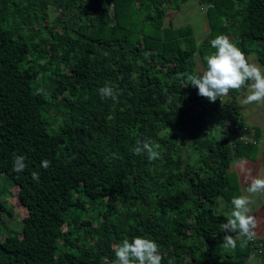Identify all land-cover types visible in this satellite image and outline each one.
Masks as SVG:
<instances>
[{"label": "trees", "instance_id": "obj_1", "mask_svg": "<svg viewBox=\"0 0 264 264\" xmlns=\"http://www.w3.org/2000/svg\"><path fill=\"white\" fill-rule=\"evenodd\" d=\"M187 1L0 0V178L21 223L9 231L0 202V264H113L114 246L137 236L162 264H264V241L219 247L226 218L212 207L239 196L231 162L262 132L240 141L227 125L246 127L237 91L210 103L179 75L200 74L221 34L264 66V0H196L200 43L165 22ZM105 85L116 101L101 98ZM138 140L159 158L135 155Z\"/></svg>", "mask_w": 264, "mask_h": 264}, {"label": "clouds", "instance_id": "obj_2", "mask_svg": "<svg viewBox=\"0 0 264 264\" xmlns=\"http://www.w3.org/2000/svg\"><path fill=\"white\" fill-rule=\"evenodd\" d=\"M210 45L215 51L204 57L206 67L200 74H179L186 77L185 86L190 84L198 89V95L210 103L227 97L230 91L238 92L241 89H247L248 92L242 101L243 104L264 103V67L250 63L244 52L226 35H217L210 41ZM98 91L102 99L117 100V94L108 85ZM43 93L44 89L37 90L38 95ZM166 130L171 132L168 128ZM158 149V144L138 140L132 151L135 155L146 154L149 160H156L160 156ZM24 161L23 156L14 157L12 171L22 172L26 168ZM50 163L48 160H43L41 166L48 169ZM234 163L243 170L247 162L241 159ZM31 175L33 180L39 181V172H32ZM246 179L250 180L248 187L244 189L246 194L233 197L227 211L222 210V215L226 219L220 224V231L224 233V237L219 247L225 251H234L238 238H243L241 244L243 247L256 237L257 220L250 214L252 211L250 205L253 203V197L264 196V176H248ZM223 207L222 205L221 209ZM114 253L113 264H162L164 259L154 240L140 236L133 237L131 241L124 239L122 243L114 246ZM169 264H172L171 259Z\"/></svg>", "mask_w": 264, "mask_h": 264}, {"label": "rangeland", "instance_id": "obj_3", "mask_svg": "<svg viewBox=\"0 0 264 264\" xmlns=\"http://www.w3.org/2000/svg\"><path fill=\"white\" fill-rule=\"evenodd\" d=\"M205 11L206 8L198 4L196 0H188L187 2L183 3L179 9L169 10L166 14L165 22H171L175 27L190 26L193 29L197 43H200L208 34ZM53 15H58V12L53 11ZM248 60L250 63H255L261 67H264L263 65L259 64L256 53H251L248 57ZM247 94V89H241L237 92L236 99L241 109L237 119L236 117L234 118L237 121L243 123L253 132L255 130L262 132V136L258 140L257 145L251 147L250 150L247 151V157L243 158V160L247 162L243 170L240 166H238V164L234 163L240 161L242 158H236L235 160L233 159L231 162L229 172L235 180L234 185H237L239 189V195L246 194L244 189H246L250 183V180L246 179V177L264 176V159L262 157V152L264 149V103H252L248 105L243 104L242 101ZM225 114L227 121L234 120L232 113L227 111ZM207 125L208 128L211 129V132L216 130L215 125H210L209 122ZM10 190L11 182L4 177L0 178V202L5 203L7 201L8 203L10 201ZM252 199L253 203L250 205L252 211L250 214L254 215L257 220V227L255 229L256 237L253 240L264 241V196H256ZM222 205L224 206L223 209H221ZM212 207L216 213L222 214V210L226 211L227 203L224 198L217 197L213 200ZM5 209L10 213L5 211L1 215V218H3L2 216L4 215L3 220L6 222L8 230L13 231L19 229L21 223L17 221L18 217L16 211L11 208L10 202ZM246 263L249 264L250 260L247 259Z\"/></svg>", "mask_w": 264, "mask_h": 264}, {"label": "built area", "instance_id": "obj_4", "mask_svg": "<svg viewBox=\"0 0 264 264\" xmlns=\"http://www.w3.org/2000/svg\"><path fill=\"white\" fill-rule=\"evenodd\" d=\"M228 129L231 132L236 131L237 134H240V137H238V139L240 141H244V142H248L250 141L251 143H254V132L250 131L247 132L246 127H239L238 125L232 124V123H228ZM233 137H236L235 134H233Z\"/></svg>", "mask_w": 264, "mask_h": 264}]
</instances>
